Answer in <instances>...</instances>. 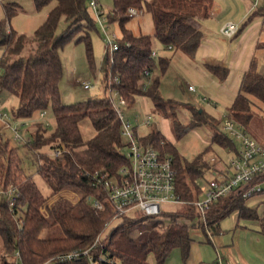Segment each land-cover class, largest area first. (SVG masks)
<instances>
[{
	"label": "trees",
	"instance_id": "16d2710c",
	"mask_svg": "<svg viewBox=\"0 0 264 264\" xmlns=\"http://www.w3.org/2000/svg\"><path fill=\"white\" fill-rule=\"evenodd\" d=\"M52 1L56 2L55 5L32 35L19 33L8 23L17 14L18 3L13 1L4 5L8 21H0V93L7 90L18 98V106L13 112L15 117L30 119L36 112L53 111L54 129L51 130V123L47 126L42 121L35 122L30 132L32 142L23 146L31 153L32 165L52 193L71 188L81 192L84 198L77 203L61 199L49 210V216L45 217L40 206L48 194L42 192L34 175L27 173L23 167L24 160L19 147H10V141L0 136V185L14 182L19 186L21 196L18 208L24 219V225L20 227L9 206L0 205L2 264H42L54 255L90 246L97 239V245L88 254L51 264H89L91 253H106L114 264H165L175 248L181 250L183 261L186 262L193 241V229L201 228L206 240L211 242V236L222 231L221 222L233 212H237L240 219L260 221V232L264 235V205L262 211L250 207L243 191L213 201L204 222H196L200 215L191 204L165 212L163 218H151L140 213L115 218L114 207L104 195L100 196L104 203L103 210L91 207L86 197L99 196V191L91 186L87 173L101 170L113 176L121 167L129 165L121 136L122 123L107 95L74 103L63 102L60 84L64 71L60 50L73 39L84 41L92 60L90 32L99 21L91 15L90 0H34L39 11ZM113 1L114 8L107 19L110 23L119 24L122 36L119 38L118 50L106 52L102 80H106L109 71L112 75H119L121 81L117 88L129 107L140 96L149 98L155 111L169 119L172 115L171 125L178 137L197 127L211 128L209 146L193 159L183 156L159 130L140 137L143 144H151L162 156L172 157L177 191L181 198L197 200L202 193V181L208 169L206 155L213 150V145L233 154L237 153L238 146L221 128L223 118L218 119L205 109L200 111L198 106L163 96L160 86L171 58L157 56V53L152 56L153 36L135 35L126 24L132 18L127 13L130 7L147 10L153 17L154 36L164 50L174 48L193 58L201 34L193 25L192 18L207 17L212 0ZM62 18L68 26L58 35L56 31ZM207 68L221 81L229 75L226 67L207 64ZM146 70L153 72V76L144 90L140 82ZM252 97L264 103V73L259 71L256 61L244 73L239 91L227 111L230 118L246 129L253 119ZM181 105L191 112L187 123L177 117ZM86 118L91 120L95 130L94 136L89 139L83 137L80 128V123ZM62 144L66 150L61 156L54 157L43 151L45 147L51 151L54 146ZM218 158L223 163L228 159ZM262 180L264 173H259L250 185ZM16 251L20 253L17 263L14 258ZM151 255L155 263L149 261Z\"/></svg>",
	"mask_w": 264,
	"mask_h": 264
},
{
	"label": "built area",
	"instance_id": "2783aa9c",
	"mask_svg": "<svg viewBox=\"0 0 264 264\" xmlns=\"http://www.w3.org/2000/svg\"><path fill=\"white\" fill-rule=\"evenodd\" d=\"M260 0H255L251 10L258 6ZM90 7L94 11L97 20L102 25L106 33L108 42V50L116 51L119 48V38L114 33H109L105 25L106 16L103 8L97 0L89 1ZM143 9L130 7L127 11L129 16L141 15ZM239 29V24L233 21L225 22L221 27V32L227 37H232ZM152 56H156L153 51ZM106 80H102V84L110 97L117 115L122 123L121 136L127 150L126 157L129 160L128 166H123L117 174L110 176L107 173L96 170L87 173L90 177L91 186L99 191V196H88L86 200L92 208L103 210L104 203L100 196L104 195L114 207V217L119 218L124 215L135 216L137 213L149 216L151 218H163L165 212L171 211L163 208L164 205L182 206L185 204L194 205L196 212L200 215L198 222H204L206 213L210 204L222 196L229 195L238 191L244 192V197L248 199L264 193V180L250 185L255 175L264 173V143L253 138L247 129L230 118L227 114L223 116L222 129L235 141L238 146L236 154L228 157L227 162L223 163L217 155L213 154L206 158L208 169L206 174L210 178H205V190L203 196L197 200H183L177 191L176 173L172 165V157L160 153L151 144H143L138 135V128L142 125L151 124L150 118L144 119L136 117V123H132L127 119L125 112L129 108L126 98L119 92L117 85L121 79L119 75H112L107 72ZM145 76L140 82V87L146 89L151 82L153 72L146 70ZM96 84L91 81L83 82L85 89H90ZM189 89H194L193 85ZM40 118L46 119L47 110L40 112ZM15 115H13L14 117ZM11 115L7 110H3L0 106V121L5 123L14 134V139L19 145H26L32 142V137L24 130V123L12 124L9 120ZM47 126L50 125L49 120L42 121ZM1 135V134H0ZM126 139V142H124ZM66 150L64 144L56 145L50 151L51 156H61ZM54 196H48L40 206L41 213L49 216V210L55 203L61 199H66L72 203H77L84 195L74 189L65 188L53 193ZM21 196L19 186L10 182L3 186L0 185V205L7 204L17 219L20 227L24 225V219L21 217L22 212L18 208V200ZM98 243V239L90 246L80 249H74L65 253L54 255L42 264H51L56 261H70L88 254ZM15 263L20 260L19 251L14 255ZM89 264H114L108 254L101 253L98 255L89 254ZM207 264H224L221 259Z\"/></svg>",
	"mask_w": 264,
	"mask_h": 264
},
{
	"label": "rangeland",
	"instance_id": "374dc122",
	"mask_svg": "<svg viewBox=\"0 0 264 264\" xmlns=\"http://www.w3.org/2000/svg\"><path fill=\"white\" fill-rule=\"evenodd\" d=\"M16 1L18 3V12L13 15L8 21L5 13L4 5ZM101 5L103 6L104 15L106 16L105 25L109 26L107 31L109 33H114L118 38L122 36V29L117 22L110 23L107 19V15L114 8L113 0H99ZM55 1L50 2L46 5L42 10H37L35 6L34 0H0V21H8L9 25L19 33H25L27 35H32L35 30L44 22L46 19L48 12L55 5ZM144 12L141 15L133 16L126 24V27L131 30L135 35L140 34H150L153 36V49L157 53V56H164L162 44L158 41V39L154 36L155 26L152 14L147 10L143 9ZM91 15L94 19L97 20L94 11L90 9ZM68 23L64 18L59 21L57 27V34L61 35L67 29ZM91 42H92V60L90 59L87 53L86 43L84 41L78 42L76 39L69 41L65 46L60 50V56L63 63V78L60 84V90L62 93V100L65 103H74L79 101H84L90 98L95 97H103L107 95L106 91L103 89L102 79L104 73L102 71V65L104 63L105 55L108 50V42L106 40V33L103 30L102 25L97 22L96 28L91 30ZM2 54V49H0V56ZM185 58L188 60H177V62L172 63L173 66H169L166 73L168 74L167 80H165V98H174L182 103H195L201 102L203 106H206L202 99L200 101L196 98L198 94H202V98L207 96V89L201 88L199 86L200 81L194 75L192 63V58L186 54ZM176 60V59H175ZM176 75H179L175 77ZM213 75V74H212ZM91 81L96 85L90 89H85L83 86V82ZM163 80V79H162ZM221 81V80H219ZM227 82L228 88H236V92L239 89L238 77L233 73ZM224 83V81H221ZM192 84L193 86H197V92H191L188 90V86ZM171 86L174 88L173 92H167L166 87ZM253 105H252V113L253 119L249 126L247 127L248 133L255 139L260 142H264V103L258 100L255 97H252ZM0 106L3 110H7L11 115L10 122L12 124L15 123H24V130L29 134L31 129L33 128V124L35 122L49 120L51 123V130L55 127V116L51 109L47 110L46 119L40 118V113L36 112L34 116L30 119H23L18 117H13V112H15L18 106V98L11 94L7 90H3L0 93ZM230 107L229 101L224 99L220 101V106L218 109L214 110L210 107H206V111L212 112L214 116L218 119H222L224 115H226V111ZM191 112L184 105H181L177 110V117L183 122L187 123L190 119ZM125 116L127 119L131 120L132 123H136L135 118L140 117V119H144L145 117H149L151 120V124L148 126L142 125L138 128V135L140 137H145L153 131H161L167 140L174 143L177 147L178 151L188 159H193L198 154L203 153L206 148L209 146L211 142V128L209 126H201L195 129L190 130L188 133L182 136H176L174 130L171 125V118H165L162 113L154 110L153 102L145 97L140 96L136 100V102L128 108L125 112ZM80 128L85 139H89L94 136L95 130L92 126L91 120L89 118L84 119L80 123ZM222 128V125H221ZM0 136L6 140L10 141V147H19V153L23 158V167L27 171V173H32L34 175L35 182L42 190L44 194H48V196H54L51 192L49 186L43 180V178L38 174L36 168L32 165L31 153L27 151L26 147L23 145H19L14 139V134L10 128L5 126V123L0 121ZM126 142V139H124ZM125 150L126 147H125ZM43 151L50 153L49 147L43 148ZM221 156L222 158H227L231 155L226 149H223L217 145H213V150L207 153L206 158L210 155ZM205 178H210L209 175H205ZM203 190H205V182L202 181ZM203 193L201 194V197ZM164 209L166 210H176L178 206L164 205ZM237 212H233L228 217H226L221 222V230L222 235L226 237L225 244L230 243L233 229L236 226L237 221ZM198 219L196 220V222ZM240 225L251 229L252 232L256 233L255 244L253 247V253H256L259 261L254 259L251 255L248 256L250 264H264V236L262 234L257 233L258 231V223L255 221H244L240 219ZM255 230V231H254ZM193 238L195 242L201 246V251L204 254V260L206 262H211L216 259V250L215 247L206 242V236L203 231L199 227H195L192 232ZM250 251H248L249 254ZM154 258V257H153ZM152 259V257H150ZM153 260V259H152ZM187 262V261H186ZM182 258V252L179 248H175L171 251L169 257L167 258L165 264H186ZM155 263V260L154 262ZM0 264H2V239L0 236Z\"/></svg>",
	"mask_w": 264,
	"mask_h": 264
},
{
	"label": "crops",
	"instance_id": "0c3cea01",
	"mask_svg": "<svg viewBox=\"0 0 264 264\" xmlns=\"http://www.w3.org/2000/svg\"><path fill=\"white\" fill-rule=\"evenodd\" d=\"M254 2L255 0H212V6L207 17L194 16L192 18L193 25L199 29L201 34V41L198 45L197 52L192 58L193 61H191L193 62L192 73L196 75V78L200 81L199 86L207 89L208 93L205 98H202V94H198L196 97L199 101L202 99L206 106H203L201 102L189 104L200 107V110H206V107L216 110L218 106H220V101L224 102L225 99L229 101L231 105L239 89L236 92L234 86L233 88H228V81L225 80H228L234 73L238 77V83L241 84L244 73L250 68L253 61H256L259 71L264 73V0H260L258 6L251 10ZM227 21L236 22L240 26V30L232 37H227L221 32L222 25ZM163 52L165 56L171 58L170 67L173 66L172 63L177 62V60H188L185 58V53L175 50L174 48L169 50H164L163 48ZM207 64L218 65L229 69V75L223 80L224 83L219 81V78L207 68ZM168 74L169 73L165 74L160 86L163 95H165L164 85ZM177 76L179 75L175 77ZM189 86V91L194 93L197 92V86H194V89H189ZM166 91L173 92L174 88L167 86ZM227 111L225 112L226 114ZM209 113L214 115L212 112ZM247 204L250 207L257 208L258 211H262L264 193L248 199ZM236 214V226L233 229V234L229 241L230 243L225 244L227 241L226 237L222 235V231L219 234L211 236V242L206 240V242L212 244L216 250L217 257L211 262L221 259L224 264H250L248 256L251 257V255H253L252 257L254 259L259 261L257 254L253 253L252 247L255 244L256 238L258 240V237L251 229L240 225L239 215L238 213ZM243 220L247 222H257L258 231H254L257 233L260 232V221L251 219ZM260 234L262 233L260 232ZM248 251H250L249 254ZM150 257H152L153 260L150 259ZM150 257L149 261L153 263L154 256L151 255ZM204 258L201 246H199L193 238L186 264L211 263L206 262Z\"/></svg>",
	"mask_w": 264,
	"mask_h": 264
},
{
	"label": "water",
	"instance_id": "95a60500",
	"mask_svg": "<svg viewBox=\"0 0 264 264\" xmlns=\"http://www.w3.org/2000/svg\"><path fill=\"white\" fill-rule=\"evenodd\" d=\"M201 111V110H200Z\"/></svg>",
	"mask_w": 264,
	"mask_h": 264
}]
</instances>
